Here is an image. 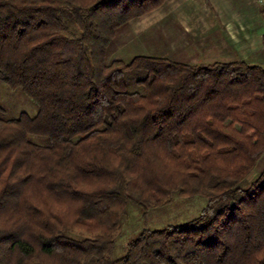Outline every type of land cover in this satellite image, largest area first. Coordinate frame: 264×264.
Masks as SVG:
<instances>
[{
	"label": "trees",
	"instance_id": "obj_1",
	"mask_svg": "<svg viewBox=\"0 0 264 264\" xmlns=\"http://www.w3.org/2000/svg\"><path fill=\"white\" fill-rule=\"evenodd\" d=\"M165 1L0 0V82L37 109L0 106V264H264V33L260 62L111 58ZM175 195L205 205L112 256Z\"/></svg>",
	"mask_w": 264,
	"mask_h": 264
},
{
	"label": "rangeland",
	"instance_id": "obj_2",
	"mask_svg": "<svg viewBox=\"0 0 264 264\" xmlns=\"http://www.w3.org/2000/svg\"><path fill=\"white\" fill-rule=\"evenodd\" d=\"M259 10L258 0H166L118 31L111 58L128 62L135 55L146 54L187 63L228 62L236 58L260 62L264 14ZM0 106L5 117L19 113L33 117L37 113L20 90L9 89L1 82ZM263 165L264 155L254 172L261 171ZM189 196L175 195L168 205L149 209L145 214L135 207L128 208L115 236L112 256H121L125 243L143 225L158 230L196 217L205 201L200 196Z\"/></svg>",
	"mask_w": 264,
	"mask_h": 264
},
{
	"label": "built area",
	"instance_id": "obj_3",
	"mask_svg": "<svg viewBox=\"0 0 264 264\" xmlns=\"http://www.w3.org/2000/svg\"><path fill=\"white\" fill-rule=\"evenodd\" d=\"M260 7L264 9V0H258Z\"/></svg>",
	"mask_w": 264,
	"mask_h": 264
}]
</instances>
